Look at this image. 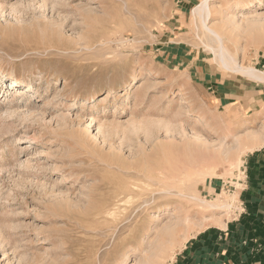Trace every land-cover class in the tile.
<instances>
[{"label":"rangeland","instance_id":"rangeland-1","mask_svg":"<svg viewBox=\"0 0 264 264\" xmlns=\"http://www.w3.org/2000/svg\"><path fill=\"white\" fill-rule=\"evenodd\" d=\"M204 1L0 0V264H264V80ZM209 4L264 79V0Z\"/></svg>","mask_w":264,"mask_h":264},{"label":"bare ground","instance_id":"bare-ground-1","mask_svg":"<svg viewBox=\"0 0 264 264\" xmlns=\"http://www.w3.org/2000/svg\"><path fill=\"white\" fill-rule=\"evenodd\" d=\"M210 1H214V0H205L204 3L202 4V6L196 10L197 13L200 14L201 17V21H202V26L204 27V29L207 31V33L210 35V37L213 40H217L218 44L220 45L219 47V53H218V57L220 60V63L222 65V67L228 71L234 72V73H239L242 74L244 76H247L250 79H254L256 81H263L264 79L261 78V74L259 73V71L254 70L253 68H244L242 66H239L238 64H236L235 62H233L232 59H228L226 55H228V50L226 49V47H224V44L222 43V39L219 35V33H217L213 28H211L208 24V18L210 16H212V12H211V7H210ZM205 17V19H204ZM211 48V47H210ZM211 50L216 53V50L211 48ZM217 55V54H216ZM260 140V139H258ZM264 146V138L261 139L260 141H258V143H256L255 146L251 147V151H254L256 149L262 148ZM167 188V187H166ZM170 191V189H166L164 190L163 194L164 198H168V196H171L172 193ZM178 193V192H177ZM180 196H182V194H180ZM191 200L193 201H197L199 202L201 205L202 204H208L211 209H215V210H228L230 208V205H225L222 203H216V204H212L210 202H206L201 200L199 197L197 196H192ZM169 219H173L171 217H168ZM219 225L222 226V228H226L227 224L224 222H219ZM173 236V235H172ZM48 242H54V240L50 239V236H48L47 238ZM165 251V250H164ZM164 251L162 250L161 253H164ZM160 253V252H159ZM162 255V254H161ZM164 255V254H163Z\"/></svg>","mask_w":264,"mask_h":264},{"label":"crops","instance_id":"crops-1","mask_svg":"<svg viewBox=\"0 0 264 264\" xmlns=\"http://www.w3.org/2000/svg\"><path fill=\"white\" fill-rule=\"evenodd\" d=\"M238 228H240V226H239V225H237L236 227H233V229H234L233 231H235V230H238ZM188 257H189V256H188ZM187 259H188V258H187ZM190 259L192 260V258H191V257H190ZM188 260H189V259H188ZM192 262H193V261H190V263H192ZM190 263H189V264H190Z\"/></svg>","mask_w":264,"mask_h":264}]
</instances>
